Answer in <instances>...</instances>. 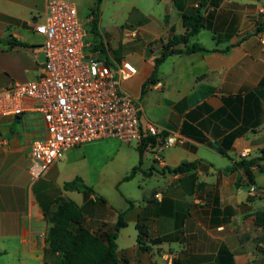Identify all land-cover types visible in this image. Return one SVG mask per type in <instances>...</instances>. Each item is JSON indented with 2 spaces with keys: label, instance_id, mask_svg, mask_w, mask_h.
Wrapping results in <instances>:
<instances>
[{
  "label": "crops",
  "instance_id": "1",
  "mask_svg": "<svg viewBox=\"0 0 264 264\" xmlns=\"http://www.w3.org/2000/svg\"><path fill=\"white\" fill-rule=\"evenodd\" d=\"M69 1L83 19L80 0ZM88 1L94 7L96 0ZM261 8L264 0H100L96 21L88 18V51L103 56L109 49L115 61L133 63L137 74L121 87L141 108L142 122L185 142L161 151L162 166L154 159L161 138L133 145L95 140L69 149L33 179L29 155L46 136L42 116L27 110L0 117V264H63L48 247L52 224L45 214L61 197L78 204L94 233L114 232L123 217L121 264H264ZM196 11L205 28L156 68L164 42L184 34V14ZM46 13V0H0V89L41 75L44 38L36 25ZM193 45L205 51H188ZM36 103L27 99L24 106ZM242 160L257 161L253 184L237 167ZM184 163L193 166L174 172ZM77 177L93 192L64 189Z\"/></svg>",
  "mask_w": 264,
  "mask_h": 264
},
{
  "label": "built area",
  "instance_id": "2",
  "mask_svg": "<svg viewBox=\"0 0 264 264\" xmlns=\"http://www.w3.org/2000/svg\"><path fill=\"white\" fill-rule=\"evenodd\" d=\"M46 1L45 20L36 25V33L44 38L41 75L0 89V117L20 116L29 110L43 118L46 136L35 140L30 148L32 178H41L69 149L110 138L125 145L161 138L154 159L164 166L161 151L182 145L184 137L142 122L141 108L121 87L122 81L137 74L136 66L115 61L109 49L103 56L88 51L91 43L86 40L87 28L77 7L66 0ZM259 11L264 13L263 8ZM126 36L136 38L137 32L128 30ZM260 41L264 44V31ZM27 99L36 101V106L26 108ZM247 155L243 153V157Z\"/></svg>",
  "mask_w": 264,
  "mask_h": 264
},
{
  "label": "trees",
  "instance_id": "3",
  "mask_svg": "<svg viewBox=\"0 0 264 264\" xmlns=\"http://www.w3.org/2000/svg\"><path fill=\"white\" fill-rule=\"evenodd\" d=\"M99 2L100 0H97V4L92 11L94 22L96 21ZM183 22L186 32L182 35L173 36L164 42L162 56L155 60L156 68L169 55L182 53L181 50L175 49V47L190 43L191 39L206 26L204 17L198 11L193 14H184ZM189 50L192 52L205 51L204 48L198 45H193ZM222 154L226 153L222 152ZM261 159L264 160V156ZM256 164V160H242L237 163V167L244 170L250 184L254 183L252 167ZM192 166V164L184 163L174 172L185 171ZM64 189L67 191H80L85 195L93 192V189L88 187L80 177L65 183ZM56 204L57 209L55 211L45 213L48 221L52 224L48 233V247L52 252L59 253L63 264H121L117 254L116 239L119 230L126 225L122 216L116 224L114 232L94 233L84 226L82 210L75 201L61 197ZM138 229V243L140 248L145 250L144 239L147 233L141 225L138 226Z\"/></svg>",
  "mask_w": 264,
  "mask_h": 264
},
{
  "label": "rangeland",
  "instance_id": "4",
  "mask_svg": "<svg viewBox=\"0 0 264 264\" xmlns=\"http://www.w3.org/2000/svg\"><path fill=\"white\" fill-rule=\"evenodd\" d=\"M66 1H69V0H66ZM69 2H71V1H69ZM89 2L90 1H88V0H80L79 1V4L81 6V11L85 12L84 15H81V16H83L82 17L83 18L82 21L84 23V26H86L87 30L90 29V26L88 25V18L92 15V11H93V8H95V6L97 4V0L94 3V7H92L93 4L92 5H89ZM98 5H100V2H99ZM86 16H88V17L86 18ZM120 54H122V53L120 52ZM92 149H94L95 152H97V150H98V149H96L94 147H92ZM98 163H100V167L101 168L105 166V163H104V161L102 159H99L98 160Z\"/></svg>",
  "mask_w": 264,
  "mask_h": 264
}]
</instances>
